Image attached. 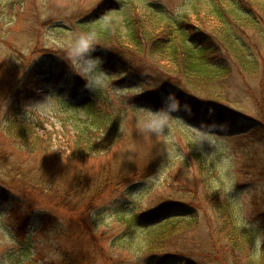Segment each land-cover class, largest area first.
<instances>
[{"label":"rangeland","instance_id":"1","mask_svg":"<svg viewBox=\"0 0 264 264\" xmlns=\"http://www.w3.org/2000/svg\"><path fill=\"white\" fill-rule=\"evenodd\" d=\"M207 4L205 0H0V264H146L150 256L140 249L139 234L155 221L144 216H151L158 205L198 198V225L178 223L169 251L160 255L180 254L192 264H234L226 230L216 224L204 187L212 189L211 195H230L240 226L252 234L255 245L250 247L256 258L264 259V179L256 173L258 167L264 170V135L253 129L264 122V62L255 76L232 73L233 78L222 84L230 99L226 109L241 125L204 127L202 114L165 106L157 110L152 102L148 107L132 104L123 86L135 87L140 94L160 84L149 78L137 87L136 81L122 79L126 75L103 71L92 42L86 52L82 50L81 37L89 35L78 21L91 23L105 16L104 22L123 26L129 18L155 31L186 19L212 29L216 21L208 19ZM245 32L244 40L255 44L256 54L263 53L257 44L260 38ZM41 50L58 52L66 66L52 75L48 68L58 64L59 57L53 60L52 53H46L51 51ZM35 62L33 74L29 69ZM18 80L23 83L17 85ZM100 86L103 99L91 110L105 118L99 131H92V140L101 146L77 150L67 137L72 141L83 137L80 134L92 121L81 108L91 100L88 90ZM12 117L39 122L42 126L35 133L50 141L52 149L47 152L42 146L45 154L36 156L21 152L7 127ZM135 158L153 160L155 165L149 171L140 164L132 172ZM111 172L125 180L115 186L112 179L102 190ZM63 180L71 181V190L76 191L79 184L93 185L87 191L98 192L92 205L86 208L73 196L61 201L30 184L46 186L48 181L54 190L58 183L62 194L69 185ZM14 199L20 202L16 209ZM252 200L259 216L250 211ZM249 254L250 249L243 248L235 264H246ZM251 259L258 264V259Z\"/></svg>","mask_w":264,"mask_h":264},{"label":"trees","instance_id":"2","mask_svg":"<svg viewBox=\"0 0 264 264\" xmlns=\"http://www.w3.org/2000/svg\"><path fill=\"white\" fill-rule=\"evenodd\" d=\"M205 2H208L206 6L209 11L207 13L208 19L216 21L212 29L206 28L202 23L185 22L186 19L169 22L168 27L155 31L149 30L147 26L138 25L129 18L123 22V26L113 24L112 20L104 22L105 16L91 23L85 21H78L77 23L87 28L91 42L98 47L97 56L100 58L98 64L103 66V71L113 72L115 77L126 75L122 79L136 81L137 87L145 85L144 83H147L149 78H153V83L160 84L156 90L142 91L140 94L135 93L133 90L135 87L125 88L123 86V92L130 93L128 97L132 104L148 107L149 103L152 102V108L157 110L165 106L175 112L186 111L193 115L202 114V119L206 120L201 122L204 127H208L207 125L231 127L233 125L238 126V124L240 126L241 121H238V118L226 109L230 99L224 96L227 89L222 87V84L233 78L232 73L241 72L245 75L255 76L262 71L264 62V0H205ZM199 14L197 12V15ZM245 31H250L253 36L260 38L257 44L260 45L263 53L256 54L255 44H250L244 40L243 35L247 33ZM41 51H51L46 53H52L51 58L53 60L55 55L59 57L58 64L48 68L52 75L53 71L61 70L66 66V62L60 61L61 56L58 52ZM36 65L37 62L31 64L29 72L35 74ZM98 73L103 75V72ZM18 83L17 85H21L23 82ZM114 83L121 84L122 82ZM97 88L93 87L91 91L88 90L91 100L81 108L86 118L92 121L85 126L84 131L80 134L83 137L79 136L72 141L63 133L69 139L70 146L74 145L77 150L82 149V147L99 149L101 146L92 140V131H99L105 120L103 115L97 112L95 114V110H91L97 100L103 99L101 98L103 95L102 90H100L101 86ZM222 88L224 92H221ZM170 93H175V96H170ZM177 98H179V103H177ZM1 105L2 102H0V107ZM72 108L77 110L74 105ZM33 120L31 118V120L17 121L12 117L8 120L7 127L14 135L13 143L21 152L24 150L31 156L43 155L45 153L40 150L42 146H44L42 150L45 149L47 152L53 146L50 141L44 142L35 133V128L42 125L39 122H33ZM254 126L253 129L259 131V135H264L263 121L257 122ZM242 127L244 129L249 128L248 126ZM140 164H143L142 166L150 171L155 162L135 158L130 164L131 171H137ZM256 173H259L258 176L261 177L259 179H264V170H261L260 167L257 168ZM112 179L113 182L117 183H115L117 186L123 183L125 177L114 176L111 172L107 184L102 190L112 183ZM63 182L64 184L69 183V185L63 189L65 192L62 194L57 189L60 187L58 183H55L57 188L53 187L57 193L48 187V181L46 186L38 182H31L30 184L35 188L38 186L40 191L48 192L50 196H59L61 201L68 199V196H73L77 202L85 205L86 208L92 205L93 198L98 192L89 195L87 191L93 185L79 184L77 187L80 190L76 191L71 190V181L63 180ZM211 191L212 189L204 187L206 204L212 209L214 217L215 214L217 215L216 224H219L221 229L226 230L224 235L229 238V251L233 263L235 264L237 261L236 257L242 249L248 247L250 254L246 264H253L251 258L254 260L258 258L253 252L254 248L250 247L251 243L255 245L252 242V234L240 226L237 214L233 210L234 205L229 198L230 195L221 196L219 192H213L211 195ZM1 194L5 195L4 190ZM198 199L195 201L188 200L186 203L184 201L164 203L151 209L149 212L152 213L151 216H144L145 219L155 221L143 228L142 233L139 234L140 249L150 256L147 258L149 260L146 261V264H153L151 261L153 259H155L156 264L169 262L192 264L180 254L160 255V253L169 251L168 244L176 230H179L177 229L178 223L186 222L192 228L198 225L197 212L201 202ZM19 203V201L13 200L12 204L15 209L20 207ZM250 206L251 213L259 216L254 200ZM147 214H142V217ZM227 229L229 233H227ZM121 239L118 238L117 241L119 242ZM262 248L261 253L264 255V246ZM27 251H29L28 246L24 249L25 253ZM256 262L264 264V259H258Z\"/></svg>","mask_w":264,"mask_h":264},{"label":"clouds","instance_id":"3","mask_svg":"<svg viewBox=\"0 0 264 264\" xmlns=\"http://www.w3.org/2000/svg\"><path fill=\"white\" fill-rule=\"evenodd\" d=\"M81 44L83 45L82 50L86 52L91 44V39L89 37H81ZM170 96H175V93H170ZM177 103H179V98H177Z\"/></svg>","mask_w":264,"mask_h":264}]
</instances>
